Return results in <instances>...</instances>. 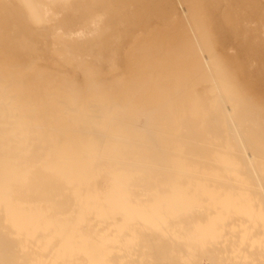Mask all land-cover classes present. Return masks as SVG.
<instances>
[{"label":"bare ground","instance_id":"obj_1","mask_svg":"<svg viewBox=\"0 0 264 264\" xmlns=\"http://www.w3.org/2000/svg\"><path fill=\"white\" fill-rule=\"evenodd\" d=\"M15 1L0 7V264H264V98L216 89L224 50L203 43L209 22L195 37L189 0Z\"/></svg>","mask_w":264,"mask_h":264},{"label":"rangeland","instance_id":"obj_2","mask_svg":"<svg viewBox=\"0 0 264 264\" xmlns=\"http://www.w3.org/2000/svg\"><path fill=\"white\" fill-rule=\"evenodd\" d=\"M2 1H3V0H0V7H1V4L3 3ZM11 1H12L11 4H12V5H15V4H14V1H15V0H14V1H13V0H10V2H11ZM16 1H17V0H16ZM16 1H15V2H16ZM18 1H19L20 4L23 2V3H22L23 5H30V4H31V5H38V6H41V5H44V6H45V5H47L48 7H50V5H52V4H54L53 2H56V3L58 2L59 5H60V6H63V7H65V6H64L65 3H66V5L68 6V5H70V2H71V0H70V1H69V0H49L48 3L46 2V0H45V1L42 0V1H44L45 3H42V1H39V0H37V2H36V0H31V1H30V0H23V1H22V0H18ZM18 1H17V2H18ZM21 1H22V2H21ZM28 1H29L30 3H29ZM184 1H185V0H184ZM190 1H191V2H190ZM193 1H194V0H189V4L186 2V3L188 4L187 7H189V5L191 6V7H190V12H189V8H187V9H188L187 11H188V14H189V15H191V13H192V15H193L192 20H194V23H195V24L197 23V21H199V22H198V25L196 24V25L194 26V24L192 25V20L190 19V17L187 16V19H188V18L190 19L189 22H188V20H187V22L189 23V26H190V27L192 26V27H191L192 30H193L195 27H197V26H198V28L200 29V28H201L200 26H205V27H206V25L208 24L207 22H209V24H211V26L209 25V27H208V25H207V27H206V28L204 27L205 29H203V30H206V33H208V32H210V29L212 28V29H211V33L213 32V34H215V36H216V37H214L213 34L210 33L213 37H212V39H211V38L209 39V37H211V36H209V35H210L209 33H208L209 35L207 34L208 37L206 36V34L203 35V36L207 37L206 39L208 40L207 42H208L209 44H207L205 37H204L205 42H203V43L206 44V45H205L206 47H207V45H209V47H207V48H209V49L212 50V52H211V51H207L206 54H208L209 52H211V53H213V54L215 55V50H213V49L215 48L216 51H217V46H218V45L221 44L222 46H224V47H222V46L220 45V46H221V49H220V50L218 49V52H219V53H221V50H224V51H225V52L222 51V53L220 54V55H222V56H221V58H223L222 60H221L218 56L216 57V55L214 56V58H213V57L211 58V57H210L211 54L209 53V57L211 58V59H210V62H211V63H209V65H211V66H209V69H211L212 71H214V70H213L214 68H215V70H217V68L220 69L221 67H223V68L225 67V68H224L225 71L222 70L223 68H221L220 70H221V71H224V75H225V73L228 72L226 76H228V75L230 74L229 77L226 78V79H228L227 81L230 82L229 84L227 83V81H226V82H225V80L223 81V79L220 80V79H217V78L214 77L215 79H214L213 81H215V87H216V89L218 88V89L221 91V93H222V95H223L224 97L236 98V97L242 96V95L245 94V93H246V96H247V94H249V93H250L249 95L253 94V95L255 96L256 93H258V94H259L258 97H259L260 99H261V97L264 98V92H263V91H264V86H263V85H264V82H263V83L261 82V81H263L262 79H264V67L262 66V65H264V64H261L260 61H262V60L257 61V60L255 59V56H254V58H253V56H252L251 58H249L250 55H255V54H256V53L254 52V51H257V50L254 49L255 47H257L258 50H260V48H261L260 51H262V48L264 47V41H263V40H264V38H263V37H264V32H263V31H264V25H263V23H264V19L261 21V15H260V14H262V17L264 16V9H263V12H262V13H258V12L261 11V8H264V5H263V4H264V0H257V1L255 0V1H256L255 3H254V1H252V0H243V1L238 0V1H237L238 3H239V1H241L242 3L246 4L247 2H250V1H251V2L249 3L250 5L253 4V3H254V5H255V4L257 5V7H256V5H255V6H254V5H253V6L251 5V6H252L251 8H247L248 5H249V4L247 3V5H245V6H246L245 9L243 8V10H244V11L247 10V12H246V11L243 12V10H242V13H241V9H242V8H239V7H238L239 4H238L237 2L234 3L233 0H229V1H226V0H225V1H226V2H225L226 5H225V4L223 3L224 0H220L221 4L224 5L225 7H224V6L222 7L221 4H219V5L217 6V9H220V7L224 8V9H223V11L219 10V11H221V13H220V12H215V14H216V15L214 14V15L216 16L215 19H212L211 17H209L210 14H211V11H212L213 9H212V10H211V9L209 10V8H208V6H207L208 1H205L206 3H205L204 1H202V0H195L194 2H193ZM196 1H197V3H195ZM230 1H231V2L233 1V2L230 3ZM258 1H259V2L262 1V2H261L262 4L260 3L259 6H262V5H263V7H260V8L258 7ZM1 2H2V3H1ZM17 2H16V3H17ZM32 2H33V4H32ZM34 2L37 3V4H35ZM38 2H39V3H38ZM51 2H52V4H51ZM67 2H69V4H68ZM199 2H200V3H199ZM201 2H202V5H201ZM227 2H228V3H227ZM245 2H246V3H245ZM252 2H253V3H252ZM5 3H6V2H5ZM5 3H4V4H5ZM41 3H42V4H41ZM56 3H55L54 5H56ZM203 3H204V4H203ZM233 3H234V5H233L234 7L232 6ZM242 3H240V5H242ZM4 4H2V6H4ZM62 4H63V5H62ZM191 4H192V5H191ZM193 4H194V5H193ZM227 4H229V5H227ZM236 4H237V6H236ZM54 5H53V6H54ZM195 5H196V8H195L196 13H195V11L193 10V9H194L193 6H195ZM197 5H199V6H198L199 9H198ZM200 5H201V6H200ZM250 5H249V6H250ZM20 6H22V5H20ZM47 6H46V7H47ZM204 6H205V7H204ZM230 6H231V7H230ZM235 6H236L237 8H236ZM243 6H244V5H243ZM218 7H219V8H218ZM232 7H233L234 9H233ZM240 7H242V6H240ZM253 7H255V11H256V12L254 11V8H253ZM222 8H221V9H222ZM225 8H227L228 11H227V9H226V11H225V13H224ZM229 8H230V9H229ZM252 8H253V10H252ZM256 8H258L260 11H259V10H256ZM207 9H208V11H207ZM217 9H216V10H217ZM235 9H236V10H235ZM248 9H249L251 12L248 11ZM192 10H193L194 12H193ZM239 10H240L241 15L239 14ZM231 11H233V12H231ZM202 12H203V15H202L203 17L199 15V14H202ZM208 12H210L209 15H208ZM212 12H213V11H212ZM226 12H227V13H226ZM229 12H230V13H229ZM252 12L254 13L255 16L253 15ZM193 13H194V14H193ZM228 13H229V15H228ZM233 13H234V14H233ZM243 13H244V14H243ZM249 13H252L251 15H253L252 17H253L254 19H253L252 17H250L251 15H248ZM256 13H257V14H256ZM195 14H196V15H195ZM212 14H213V13H212ZM219 14H220V15H219ZM226 14L228 15V17H227ZM232 14H233V15H232ZM245 14L248 15V17H247V15H246V18H247L248 20H249V17H250V20H249V22H248L249 25H251L250 28H248V27H249L248 24L246 25V22H247L248 20L245 18ZM197 15H198V16H197ZM53 16H54V15H53ZM199 16H200V17H199ZM231 16H233L234 18L232 17L233 19L230 21ZM237 16H238V17H237ZM239 16H241L240 19H239ZM242 16H243L245 19H244ZM257 16H258V17L260 16V18H258ZM194 17H196V18H194ZM220 17H221V18H220ZM229 17H230V18H229ZM202 18H204L205 20L202 19ZM207 18H208V19H207ZM210 18H211V19H210ZM213 18H214V17H213ZM228 18H229V20H228ZM251 18H252L253 21H255V22H253V21L251 20ZM47 19H48L47 21L49 22V20H50L51 18H50V19L47 18ZM53 19H54V18H53ZM53 19H51V20H53ZM195 19H196V20H195ZM219 19H220V20H219ZM222 19H224V21H223ZM243 19H244V20H243ZM255 19H256L257 21H256ZM258 19H259V21H258ZM51 20H50V22H51ZM217 20H218V21H217ZM233 20L236 21V22H234ZM240 20H241V21H240ZM242 20H243V22H242ZM245 20H246V21H245ZM204 21H205V23H204ZM211 21H212V22H211ZM213 21H214V22H213ZM219 21H220V24H221V25L223 24V25H222V26L224 27V28H222L223 30L219 28V27L221 26V25L218 24ZM229 21H230V22H229ZM237 21H238V23H237ZM260 21L263 22V23H261ZM185 22H186V21H185ZM190 22H191V24H190ZM201 22H202V25H201ZM217 22H218V23H217ZM223 22H224V23H223ZM231 22H232V23H231ZM240 22H242L243 25L239 24ZM259 22H260V23H259ZM199 23H200V24H199ZM203 23H204V24H203ZM212 23H213V24H212ZM215 23H217V24L219 25V27L216 26L217 24H215ZM226 23H229V24H227V25H229V26H227V25H226L227 27L224 26V24H226ZM252 23H253V24H252ZM258 23L260 24V26H259ZM184 24H185V23H184ZM186 25L188 26L187 23H186ZM186 25H185V26H186ZM213 25H215L216 27H215V26L213 27ZM262 25H263V26H262ZM222 26H221V27H222ZM233 26H234V27H233ZM237 26H239V27H237ZM242 26H244L243 28L246 27L248 30L250 29V31L248 32V30L246 29V31H245L246 34H245L244 29L242 30ZM247 26H248V27H247ZM210 27H211V28H210ZM225 27H226V28H225ZM231 27H232V29H230ZM240 27H241V29H240ZM262 27H263V28H262ZM188 28H189V27H188ZM198 28H197V29H194V34H197V35H195L196 38H198V36H202V35H200L199 33H202V34H203V30H202L201 32H199V29H198ZM202 28H203V27H202ZM214 28H216V29H214ZM217 28H218L219 30L216 32ZM238 28H239L240 30H239ZM253 28H254V29H253ZM255 28H256V30H255ZM260 28H261V30H259ZM251 29H253V30H251ZM195 30H196V31H195ZM200 30H201V29H200ZM224 30H225V33H223ZM254 30H255V31H254ZM257 30H258V31H257ZM189 31H190V29H189ZM197 31H198L199 33H198ZM219 31H220V32L222 31V33H220ZM227 31L229 32V34H227V33H228ZM233 31H234V32H233ZM237 31H238L239 33H238ZM240 31H242V34H245V36H244V35H239V34H241ZM251 31H254V32H251ZM218 32H219V34H218ZM230 32H231V33H230ZM243 32H244V33H243ZM247 32H248V33H247ZM255 32H256V33H255ZM259 32H260V33H259ZM261 32H262V33H261ZM216 33H217V34H216ZM254 33H255V34H254ZM220 34H222L224 38H226L225 36H228V37H230L231 39H230V38L228 39V37H227V38L225 39V40H226V42H225V41H224V38L221 37L222 35L220 36ZM224 34H225V35H224ZM237 34H238V36H237ZM249 34H250V36H249ZM251 34H252V35H251ZM190 35L192 36V34H190ZM190 35H188V36L191 37ZM217 35H218V36H217ZM247 35H248V36H247ZM259 35H260V36H259ZM258 36H259V37H258ZM261 36H263V37H261ZM193 37H194V35H193ZM257 37H258V38H257ZM191 38H192V37H191ZM214 38H215V40H214ZM217 38L219 39V41H218ZM237 38H238V39H237ZM240 38H241V39H240ZM251 38H252V39H251ZM253 38H254V40H253ZM255 38H257V39H259V40H262V39H263V40H262L263 43L260 42V41L258 42V40L255 39ZM261 38H262V39H261ZM201 39H202V38H201ZM204 39H203V40H204ZM239 39H240V40H239ZM243 39H245V40L243 41ZM249 39H250V41H249ZM203 40L199 41V40L197 39L196 41H199L200 45H202L201 42H202ZM212 40L215 41V42L213 41V44H212V42H211ZM221 40H222V41H221ZM231 40H232L233 42H230ZM235 40H236V41H235ZM246 40H248V43H249V44L247 43L248 46H251V45H252L251 48L253 49V52H254L255 54H253V53L251 54V52H250V55H248V54L245 55L244 52H242V50L244 51V49H242V50L239 49V50H241V53H240V54L243 53V54L245 55V58H244V57H242V56H244L243 54H242V56L238 54L240 51H239L238 49L235 50V47H234L233 44H237V45H240V46H241V45L243 44V42H244V44L241 46V47H244V46L246 45V42H247ZM227 41H228L229 45H228ZM241 41H242V43H241ZM255 41H256L258 44H257ZM237 42H238V43H237ZM239 42H240L241 44H240ZM251 42L257 44V46H255V44H252ZM215 43H216V45H215V47L213 48V46H214ZM217 43H218V44H217ZM219 43H220V44H219ZM224 43H226V44H224ZM231 43H232V45H231ZM250 43H251V44H250ZM259 43L262 44L263 47H262V46L260 47ZM197 44H198V42H197ZM253 45H254V46H253ZM205 46L203 45L202 47L206 48ZM231 46L234 47V48H232ZM240 46H236V48H238V47L241 48ZM258 46H259V47H258ZM199 47H200V46H199ZM229 47H230V48H229ZM200 48H201V47H200ZM204 48H203V50H204ZM218 48H219V46H218ZM226 48H227V50H225ZM229 49H230V51H231L232 53H230V52L228 53V50H229ZM233 49H234V50H233ZM232 50H233V51H236V53L233 52ZM204 51H206V50H204ZM237 52H238V53H237ZM258 52H259V51H258ZM262 52H263V51H262ZM203 53H205V52H203ZM223 53H225V54H223ZM245 53H246V51H245ZM259 53H261V52H259ZM263 53H264V52H263ZM213 54H212V56H213ZM230 54H231L232 56H231ZM257 54H258V53H257ZM257 54H256V55H257ZM234 55H236V56H234ZM263 55H264V54H263ZM207 56H208V55H207ZM223 56H225V60H224V57H223ZM228 56H229V57H228ZM246 56H247L249 59H252V58L255 59V60L257 61V63L259 62L260 64L258 63V65H257V64L255 63V60H251L252 63L250 62V60H249V62H247L248 59L245 60V59L247 58ZM261 56H262V54H261ZM197 57L199 58V56H197ZM200 58H201V56H200ZM215 58H216V60H218V59L221 60L220 65H221L222 63H223V64H222L221 66H219L218 63H216ZM227 58H228L229 60H230V59H231V60L229 61ZM226 59L229 61V63L231 62L232 65H233V63H235V64L233 65V67H230V64H229V63L227 64L228 61H227ZM236 59H237V60L239 59V60H241V61H239V60L236 61ZM223 60H224L225 62H224ZM233 60H234V61H233ZM258 60H259V59H258ZM235 61H236V62H235ZM242 61H243L244 63L241 64ZM212 62H213V63H212ZM247 63H248V64L250 63V65H252V66H245V65H243V64H246V65H247ZM224 64H225V65H224ZM240 64H241V65H240ZM254 64H256V65H254ZM207 65H208V64H207ZM212 65H213V67H212ZM228 65H229V66H228ZM232 65H231V66H232ZM235 65H237V66H236V69H237V70H238V68H239L240 71H239V70H238V71H239L240 73H239V72L236 73L237 71H235V70H236L235 67H234ZM238 65H239V66H238ZM242 65H243L245 68H244ZM197 66H198V67H197L196 69H197L198 71L201 70V73H200V77H201V79H204V80L207 79V80H208V79H209V77H208L209 72H208V74H206V72H207V71H206V70H207L206 66L203 67L201 61H200V64H198ZM226 66H227V67H226ZM254 66H255V67H254ZM256 66H257V67H256ZM261 66H262V67H261ZM210 67H211V68H210ZM228 67H229V68H228ZM250 67H251V68H250ZM204 68H205V70H204ZM212 68H213V69H212ZM226 68H227V69H226ZM230 68L233 69V72H232V70H231ZM241 68H242V69H241ZM253 68H254V70H252ZM255 68H258V69L263 68V73H262V71L258 73V72L256 71ZM234 69H235V70H234ZM245 69H246V70H245ZM211 70H210V72H211ZM220 70H219V71H220ZM243 70H245V71L243 72ZM261 70H262V69H261ZM226 71H227V72H226ZM230 71H231L232 73H229ZM259 71H260V70H259ZM216 72H217V71H215L214 73L216 74ZM246 72H247V74H246ZM252 72H253V73H252ZM255 72H256V73H255ZM212 73H213V72H212ZM212 73L209 74V76L212 75ZM214 73H213V75L211 76V78H213ZM218 73H220V72H218ZM251 73H252V74H251ZM220 74L223 75V73H220ZM220 74H219V75H220ZM241 74H242V75H241ZM244 74H245V75H244ZM254 74H255V75H254ZM257 74H260V75L257 76ZM262 75H263V76H262ZM226 76H225V77H226ZM238 76H239V77H238ZM252 76H253V77H252ZM216 77L219 78L220 76L216 75ZM225 77H224V78H225ZM245 77H246V78H245ZM258 77H260V78H258ZM261 77H262V79H261ZM220 78H222V77H220ZM238 78H239V80H238ZM244 78H245L246 80H245ZM240 79H241L243 82L245 81L244 86H243V82H242V84H241V80H240ZM243 79H244V80H243ZM252 79H255V80L252 81ZM260 79H261V81H260ZM211 80H212V79H211ZM256 80H257V81H256ZM258 80H259V81H258ZM239 81H240V83H238ZM246 81H247L248 83H247ZM251 81H252V82H251ZM254 81L256 82V84L254 83ZM259 82H261L263 85H261V83L259 84ZM239 84H240V85H239ZM246 85H247L249 88H248ZM250 85L252 86V88H251ZM254 86H255V87H254ZM258 86H259V87H258ZM261 86H262L263 89L261 88ZM237 87H238V88H237ZM242 87H243V88H242ZM253 87H254V89H253ZM256 87H258V88H256ZM240 88H242V90H241ZM246 88H248V89H246ZM260 88H261V89H260ZM245 89H246L247 92H249V93H247ZM248 90H250V91L252 90V91L250 92V91H248ZM253 90H254V91H253ZM260 90H261V91H260ZM262 90H263V91H262ZM257 91H258V92H257ZM244 92H245V93H244ZM260 92H261V93H260ZM262 92H263V93H262ZM254 93H255V94H254ZM260 95H262V96H260ZM259 98H258V99H259Z\"/></svg>","mask_w":264,"mask_h":264}]
</instances>
